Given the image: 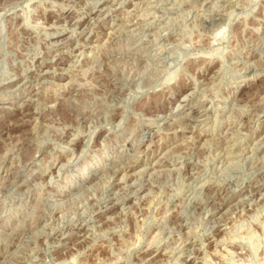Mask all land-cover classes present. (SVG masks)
<instances>
[{"label":"rangeland","instance_id":"374dc122","mask_svg":"<svg viewBox=\"0 0 264 264\" xmlns=\"http://www.w3.org/2000/svg\"><path fill=\"white\" fill-rule=\"evenodd\" d=\"M0 264H264V0H0Z\"/></svg>","mask_w":264,"mask_h":264},{"label":"bare ground","instance_id":"6f19581e","mask_svg":"<svg viewBox=\"0 0 264 264\" xmlns=\"http://www.w3.org/2000/svg\"><path fill=\"white\" fill-rule=\"evenodd\" d=\"M146 4V3H145ZM209 11V10H208ZM135 17V16H134ZM203 18V17H202ZM130 23H132V22H130ZM142 24V23H141ZM131 29V28H130ZM162 39V38H161ZM158 50V49H157ZM38 70H39V68H38ZM49 70V69H48ZM139 72V71H138ZM257 77V76H256ZM54 101V100H53ZM56 102V101H55ZM52 103V102H51ZM54 103V102H53ZM159 115V114H158ZM162 115V114H161ZM156 118V117H155ZM174 120V119H173ZM164 121V120H163ZM130 164V163H129ZM145 168V167H144ZM153 168V167H152ZM139 169V168H138ZM141 169V168H140ZM146 169V168H145ZM112 171V170H111ZM154 171V170H153ZM156 171V170H155ZM131 172V171H130ZM134 172V171H133ZM122 173V172H121ZM142 173V172H141ZM140 173V174H141ZM147 175V174H146ZM123 176V175H122ZM125 177V176H124ZM120 178V177H119ZM126 178V177H125ZM134 192V191H133ZM119 201V200H118ZM103 208V207H102ZM110 213V212H109ZM105 217V216H104ZM105 220V219H104ZM96 224V223H95ZM77 234V233H76ZM85 237V236H84ZM162 251V250H161ZM143 255V254H142ZM145 259V258H144ZM194 263V262H193Z\"/></svg>","mask_w":264,"mask_h":264}]
</instances>
